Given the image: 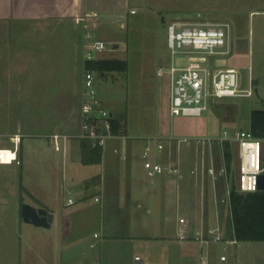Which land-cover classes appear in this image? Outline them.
Instances as JSON below:
<instances>
[{
	"label": "crops",
	"instance_id": "0c3cea01",
	"mask_svg": "<svg viewBox=\"0 0 264 264\" xmlns=\"http://www.w3.org/2000/svg\"><path fill=\"white\" fill-rule=\"evenodd\" d=\"M130 5L129 0H0V151L12 155L0 162V174H10L14 196L0 199V205L13 207L15 232L20 236L23 230L24 264H193L197 244L213 242L210 228L220 227L223 238L234 241L226 236L219 178L208 172L213 166L205 169L197 160L189 173L187 144L166 140L160 151L153 140L178 137L161 135L138 143L125 131L107 141L99 164L81 162L87 37L92 41L109 16L122 20L124 14H137ZM145 148H150L152 161L173 165L179 173L166 171L158 176V185L149 180L152 188L139 185L133 164L139 159L144 170ZM34 149L62 152L68 192L61 190L59 168L46 154L42 183H33L26 163ZM23 204L53 214L51 228H41L47 233L19 226ZM224 211L229 217V209ZM197 235L204 240H196Z\"/></svg>",
	"mask_w": 264,
	"mask_h": 264
},
{
	"label": "rangeland",
	"instance_id": "374dc122",
	"mask_svg": "<svg viewBox=\"0 0 264 264\" xmlns=\"http://www.w3.org/2000/svg\"><path fill=\"white\" fill-rule=\"evenodd\" d=\"M129 1L137 14H124L122 20L117 15L109 16L102 20L103 26L93 35L92 40L106 43L103 52L92 53L94 59L124 60L129 65L125 73H112L106 78L95 77L97 99L103 103V108L114 115L125 114L126 134L131 141L143 143L147 138L161 135L198 139L199 143L192 141L187 145V171H193L194 163L199 160V165L204 164L205 169L212 165L218 173L223 162L221 154H215V146L220 144L218 141L209 143L208 140L235 137L240 131L249 132L251 112L264 111V0ZM171 23L226 26L228 46L223 51L227 50L228 54L214 59L212 73L235 69L239 77V90L242 93L251 90L252 96L209 98L207 110L201 116L171 117L169 76L158 77L156 74L160 68L167 71L171 63V53L166 45V27ZM232 149V169L236 182L239 174L238 146L233 144ZM44 154L48 155L53 166L59 168L58 184L61 190L68 192L67 176L62 174V166L66 163L62 152L55 154L52 150L44 153L31 150L26 165L31 169L33 183L37 186L42 183V172L47 166ZM11 158L10 152L0 151V162L5 163ZM141 164L142 161L134 159L136 179L142 187L152 188L149 179L142 175L144 170ZM9 177L8 173L0 174V199L5 201L14 199L7 181ZM47 177L52 183L49 175ZM209 180L206 178L204 182L208 196ZM154 184H159L158 177ZM94 193L95 190L90 191V195ZM70 196L75 200L78 198L76 193ZM224 205L222 215L227 230L228 214L224 211L227 209ZM12 217L13 207L0 205V264L27 263L23 252V230L20 236L15 232ZM19 223L22 229H30L33 233H47L41 228ZM36 238L42 237L37 234ZM197 247L193 264H264V242L235 245L212 242L197 244ZM221 257L228 261L222 263Z\"/></svg>",
	"mask_w": 264,
	"mask_h": 264
},
{
	"label": "built area",
	"instance_id": "2783aa9c",
	"mask_svg": "<svg viewBox=\"0 0 264 264\" xmlns=\"http://www.w3.org/2000/svg\"><path fill=\"white\" fill-rule=\"evenodd\" d=\"M132 14L135 11H131ZM166 45L171 53V63L167 71L158 69L156 74L163 77L165 74L170 79V115L199 117L207 110L209 98H236L251 97L252 91L242 93L239 90V77L235 69L219 70L213 75L214 59L217 56H225L228 51H223L228 46V28L224 25L214 26L209 24L183 25L178 23L168 24L166 27ZM106 49V43L102 40H90L87 37L85 44L84 62L96 60L93 52L101 53ZM181 62L179 63V60ZM95 74L83 68L82 80V104H81V132L79 139L91 140L93 146L104 148L107 141L118 138L112 133L111 120L113 115L102 107L96 97ZM95 121V122H94ZM157 142V149L162 151L164 141L185 143L190 145L192 141L187 138L176 139L173 136L167 139H153ZM219 143L229 141L238 146L239 174L236 181L238 191L241 193L257 191V177L264 173V142L255 139L250 132L240 131L235 137L225 136L217 140ZM196 143L200 141L196 139ZM55 149L60 150L58 139H54ZM150 148H145L142 159L146 177L154 181L166 171L179 173L173 165L164 166L160 162H154L150 158ZM208 172L218 179L226 175L225 168L218 173L213 168ZM230 189L220 200L228 203ZM97 201V199H96ZM73 203L69 200V204ZM184 220H181L183 223ZM210 239L215 242H226L235 244V241H224L220 227L210 228L208 231ZM181 239L185 236L181 234ZM202 235H197L196 240H202ZM204 240V239H203ZM221 257V261H225Z\"/></svg>",
	"mask_w": 264,
	"mask_h": 264
},
{
	"label": "trees",
	"instance_id": "16d2710c",
	"mask_svg": "<svg viewBox=\"0 0 264 264\" xmlns=\"http://www.w3.org/2000/svg\"><path fill=\"white\" fill-rule=\"evenodd\" d=\"M127 61L118 59H96L84 62V69L94 72L95 76L106 78L112 73L128 71ZM95 122V121H94ZM112 133L123 134L126 131L125 114H113L111 120ZM250 134L257 140L264 142V111H252L250 114ZM218 143V142H216ZM215 146V154L222 155L226 175L218 179L221 187V200L229 188L230 194L226 206L229 209L227 221V238L237 242H264V191L241 193L234 180L233 149L229 141H223ZM81 162L84 165H96L101 162L103 148L93 146L91 140L80 139Z\"/></svg>",
	"mask_w": 264,
	"mask_h": 264
},
{
	"label": "water",
	"instance_id": "95a60500",
	"mask_svg": "<svg viewBox=\"0 0 264 264\" xmlns=\"http://www.w3.org/2000/svg\"><path fill=\"white\" fill-rule=\"evenodd\" d=\"M257 191H264V173L257 177ZM21 216L24 223L37 228L50 229L53 222L52 213L44 209H36L29 204L22 205Z\"/></svg>",
	"mask_w": 264,
	"mask_h": 264
}]
</instances>
